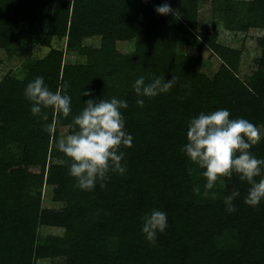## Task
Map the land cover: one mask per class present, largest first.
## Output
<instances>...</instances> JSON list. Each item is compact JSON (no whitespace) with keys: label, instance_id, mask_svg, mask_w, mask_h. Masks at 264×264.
Here are the masks:
<instances>
[{"label":"trees","instance_id":"obj_1","mask_svg":"<svg viewBox=\"0 0 264 264\" xmlns=\"http://www.w3.org/2000/svg\"><path fill=\"white\" fill-rule=\"evenodd\" d=\"M205 1L0 0V67L1 50L10 52L22 35L50 47L25 62L22 77L8 73L0 81V264H37L40 258L53 264H264V200L246 204L249 185L235 173L204 195L202 170L181 150L188 121L202 111L226 108L232 118L264 129V0H210L204 9ZM163 4L169 13L156 11ZM220 27L262 32L251 73L242 75L243 48L221 42ZM95 36L98 44H85ZM55 38L66 39L64 45L55 46ZM119 41L133 50H120ZM66 52L75 60L66 62ZM213 57L219 65L211 68ZM37 76L52 91L67 85L68 116L51 108L33 116L24 89ZM140 76L146 82L176 79L169 92L142 97L140 106L132 88ZM112 97L128 103L121 112L133 141L119 148L126 171L110 172L93 190H83L55 144L62 126L73 131L84 101ZM54 118L50 136L45 125ZM250 151L264 158V134ZM197 184L200 195L193 192ZM233 190L240 195L228 212L223 197ZM48 196L55 207L45 206ZM152 208L168 216L155 243L141 231ZM43 225L63 234L44 238Z\"/></svg>","mask_w":264,"mask_h":264},{"label":"clouds","instance_id":"obj_2","mask_svg":"<svg viewBox=\"0 0 264 264\" xmlns=\"http://www.w3.org/2000/svg\"><path fill=\"white\" fill-rule=\"evenodd\" d=\"M156 11L167 14L171 11L168 4L158 5ZM171 80L155 78L146 82L144 76L137 78L132 88L137 94V104L144 105L142 97H154L171 90ZM25 97L31 102L33 116L41 115L43 109L51 108L54 114L68 116L71 112V97L67 94V85L52 91L43 76H37L28 82L24 89ZM82 95L91 96L87 90ZM85 107L72 120L73 131L60 137L55 148L69 158L68 173L76 179V187L93 190L97 181H104L108 174H124L126 167L122 164L124 153L119 151L121 145L131 147L133 137L125 130V120L121 109H126V100L112 97L108 99H88ZM58 121L54 118L45 125V131L55 134ZM187 142L182 152L199 169L205 178L204 195H208L220 177H231L234 173L249 188L244 202L257 206L264 200V158L255 156L250 149L260 141L261 133L250 120L232 118L226 108L210 112H200L188 121ZM191 174L194 169H188ZM257 177L259 179H257ZM104 187V184H101ZM196 195L201 194L200 185L193 187ZM215 193H213V196ZM240 195L233 190L223 197L226 211H235L233 201ZM168 227L167 212L152 208L142 218L141 231L149 242L155 243L158 233Z\"/></svg>","mask_w":264,"mask_h":264},{"label":"rangeland","instance_id":"obj_3","mask_svg":"<svg viewBox=\"0 0 264 264\" xmlns=\"http://www.w3.org/2000/svg\"><path fill=\"white\" fill-rule=\"evenodd\" d=\"M206 5L204 9H208L211 6L210 0L205 1ZM220 36L219 40L225 44H230L233 46H236L237 48H243V61L241 62V73L242 75L249 74L252 72V58L253 56L257 55L260 50L258 49L257 45V36H259L262 32L258 29H252L247 33H233L226 31L224 27H220ZM66 39L63 38H55L53 44L55 46H63ZM101 40L100 36L85 38L84 42L87 45L92 44H98ZM118 47L120 50L126 52L128 50H133L132 43L119 41ZM50 47L39 45V44H33L29 40L28 35H22L20 36L19 40L12 44L10 47V52L1 50V55L4 58L5 62L0 67V81L9 73V74H16L19 77H22L24 75V65L25 62L29 59H36L39 57H43L48 51ZM188 53L192 54H199L202 53V51H199L196 48H189ZM66 52L65 54V61L66 62H72L75 60V55L69 54ZM203 54L208 57L210 52L208 50L203 51ZM212 63H211V62ZM208 62H210L211 66H218L219 61L214 59V57ZM212 68V67H211ZM261 133V137L264 134V129L262 127L258 128ZM69 134V127L68 126H62L60 128V137L65 136ZM59 137V138H60ZM46 195H48L46 193ZM45 206L46 207H55L57 204L53 203L50 200V197H45ZM53 234V235H62L63 229L61 228H51L48 226H41L40 227V235L45 238V236ZM42 238V239H44ZM37 264H53V261L49 258H40L37 261Z\"/></svg>","mask_w":264,"mask_h":264}]
</instances>
